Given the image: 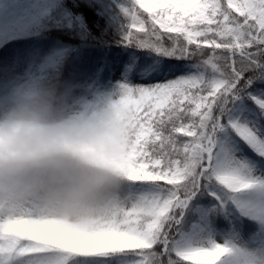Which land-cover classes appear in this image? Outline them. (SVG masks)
<instances>
[{"label":"snow or ice","instance_id":"1","mask_svg":"<svg viewBox=\"0 0 264 264\" xmlns=\"http://www.w3.org/2000/svg\"><path fill=\"white\" fill-rule=\"evenodd\" d=\"M122 12L123 45L144 50L119 95L134 115L125 207L66 242L29 207L0 205V264H220L230 249L186 237L185 213L206 202L227 218L264 197V0H130Z\"/></svg>","mask_w":264,"mask_h":264},{"label":"clouds","instance_id":"2","mask_svg":"<svg viewBox=\"0 0 264 264\" xmlns=\"http://www.w3.org/2000/svg\"><path fill=\"white\" fill-rule=\"evenodd\" d=\"M134 145L120 97L80 105L58 81H0V205L29 207L55 240L87 241L123 210Z\"/></svg>","mask_w":264,"mask_h":264},{"label":"trees","instance_id":"3","mask_svg":"<svg viewBox=\"0 0 264 264\" xmlns=\"http://www.w3.org/2000/svg\"><path fill=\"white\" fill-rule=\"evenodd\" d=\"M19 8L25 9L27 17L12 23L3 21L0 30L3 36L0 38V81L12 77L44 78L58 81L66 86V92L74 86H86L92 80L99 79L100 82L110 80L111 68L118 61L119 53L129 52V62L135 61L132 51L138 55L144 53L141 49H128L123 45V37L127 19L122 9L127 7L130 0H18ZM120 2V4H119ZM140 17L148 27L151 23L148 13L140 10ZM242 19V17H240ZM135 35L142 36L143 33L132 29ZM164 36L165 45L171 41L167 40L169 33ZM59 44L53 48V43ZM192 45L191 48H195ZM211 52L210 49H204ZM220 51V50H217ZM24 60H17V58ZM200 57L191 61L177 63H199ZM19 64V65H18ZM31 71L27 72L28 66ZM7 69V74L1 72ZM212 71L208 68V73ZM179 139L187 141L190 137L177 134ZM170 187L169 185H165ZM255 199H262L254 194L248 195ZM208 205L206 202L196 203L189 207L184 215L182 231L183 234H191L194 230L207 224L202 210ZM214 226L217 219L213 218ZM224 227L231 229L233 224L231 218L221 217ZM240 228L245 236L258 232L260 222L256 218L249 217L243 213L237 215ZM220 226V225H219ZM231 250L221 262L235 255Z\"/></svg>","mask_w":264,"mask_h":264},{"label":"rangeland","instance_id":"4","mask_svg":"<svg viewBox=\"0 0 264 264\" xmlns=\"http://www.w3.org/2000/svg\"><path fill=\"white\" fill-rule=\"evenodd\" d=\"M240 2V0H236ZM120 4V2H119ZM18 0H0V25L5 20L13 18L12 23H16L23 18L27 17L25 9L18 7ZM144 11L143 9H140ZM3 33L0 30V38ZM59 44L54 42L53 48H58ZM17 60H24V58H17ZM19 65V64H18ZM29 66L26 71L30 72ZM135 67V61L129 62V54L127 51L122 52L118 58L117 63L113 66L110 73V80L107 82H100L96 79L94 82L90 80L86 86H74L66 93L72 101L80 105L98 104L107 99L119 98L121 92V86L132 78V73ZM7 69H2L3 74H7ZM242 204L247 207H241L240 210L232 208L228 214L232 217L233 229L227 230L222 225V218L214 216L217 219V225L214 228L212 226V217L210 215L211 208H206L203 217L207 221V224H203L191 234H186V237L192 239L202 240L205 237H210L213 241L218 242L230 250L237 249L238 256L233 260L229 259L221 264H264V198L255 199L251 196L244 197L241 201ZM238 213H244L247 216H252L260 220L261 229L258 234H254L248 238L244 236L239 228V222L237 218ZM221 224V226H219ZM233 258V257H232ZM187 264V262H185Z\"/></svg>","mask_w":264,"mask_h":264}]
</instances>
